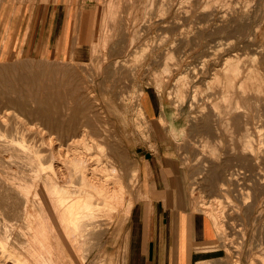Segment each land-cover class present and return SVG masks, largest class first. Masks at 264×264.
Returning a JSON list of instances; mask_svg holds the SVG:
<instances>
[{"label":"rangeland","instance_id":"1","mask_svg":"<svg viewBox=\"0 0 264 264\" xmlns=\"http://www.w3.org/2000/svg\"><path fill=\"white\" fill-rule=\"evenodd\" d=\"M151 1L64 0V2H71L73 7L84 9L82 18H79L78 21L80 30L75 43L76 54L64 60H46L36 56L23 55V46L13 36L15 29L20 25L23 26V14L27 17L36 16L40 7L49 3L51 5L55 0H7L9 12H15L13 16L16 14V19L14 18L13 22H7L6 25L11 29L8 35L0 34V93H3L0 94V97L5 95L9 97V100H5L6 96L0 100V145L3 146H0V253L3 255L0 254L2 256H0V264H23L24 259H26L25 262L29 260L26 262L27 264H34L41 258L40 264L43 262L51 264L53 260L54 262L57 261L55 263L58 264H131L134 260L137 264H143L145 247L143 243H146V230L142 229L140 232V243L135 248L132 247L133 249L130 246L132 236L130 225L133 219L134 222H137V214L135 216L132 214L134 206L139 205L140 211L143 213L145 209V215L142 213L139 215L140 224L144 223V220L147 221V207H145L141 193L142 197L138 195V169L141 160L159 157L165 159V164L167 163L168 167L165 168L164 172H157L155 176L162 183L161 189L174 194L175 197L173 196L172 201L178 208L182 205L191 212L198 213L210 220V211L208 210L216 206L215 201H220L221 206L223 205L224 211L218 213L219 220L217 217L216 225L218 226H214L217 227L216 229H222H219L221 233L217 231V234L216 230L212 228L215 235L213 241L197 248L198 253L193 256L189 264H264V259H262L264 258V0ZM5 2L6 0H0V8ZM146 2L148 3L146 4ZM246 8L248 9L246 10ZM242 9L247 11L245 18L238 15V10ZM221 12L226 13L222 20L218 15ZM79 14L77 13V16ZM256 32L258 33L256 34ZM251 37H254V43L252 42L253 44L246 48V53L248 55L251 53V56L247 55L245 59L250 63L249 57L254 58L255 55V60L260 58L262 62L260 69L263 78L262 90L256 92L254 87L248 90L244 96L237 94L240 105L246 111L242 115L241 112L235 113L233 109L228 107L229 103L226 104L222 100L220 89L211 80L214 70L219 69L223 59L227 55L231 56L235 53V49H238L244 41ZM230 40L237 44V48L234 49L231 45L226 46ZM139 56L140 58H138ZM25 75L37 78V83L43 85H47L48 80L54 79L55 83L62 85L61 93L58 92L60 99L56 101L51 96L45 101L44 96L38 90L36 96H29L25 90L20 89L23 82L21 78ZM59 76L60 78H58ZM66 77L72 78L75 83L77 82L79 89L74 90V93H71L69 79ZM57 79L59 80L57 81ZM11 84L15 93L13 90L11 92V89H7L12 87ZM65 86L67 91L64 92H67L65 93L68 95H65L67 98L64 97L63 93ZM6 89L9 91L6 92ZM8 92L10 95L18 94V96L24 95V97H20V99L22 98L21 101L15 95L13 98L10 97ZM21 92L23 93L21 94ZM123 97L126 98L123 99ZM28 99H32V101L30 102ZM2 100H5V103ZM11 101L18 103L21 101L22 107L21 104L20 106L12 104L10 106ZM62 102L63 104L60 105ZM50 103H53L52 106L54 105L55 110ZM47 106L49 109L46 108V113L45 107ZM37 107H41L45 113L32 112ZM21 109L25 111L22 112ZM226 109L230 110L227 111ZM48 110L52 112L49 113ZM152 110L153 112H151ZM205 115L208 116L210 124L208 133L201 132L197 128ZM236 116H239L237 128L235 125L233 126ZM39 119H58L63 124L68 123L71 119H76L80 125L77 124V135L84 132L83 139L86 138L84 139L86 144L84 149L89 155L86 153L87 159L90 158L88 165L91 163L90 167L93 168L94 166L96 171H94L93 176H88L92 182L96 178L100 182L104 177L106 178V174H103L102 168H100L103 167L106 156L109 154L118 156V159H114V161L111 159L115 164L113 165L117 169V173L108 178L111 179L110 181L113 180L116 185L119 184L117 187L114 186L117 189L123 185L121 190L124 192L121 191V195L125 196L122 197L123 202L121 199L122 206L110 209L111 211L117 210H115L116 213L114 210L112 211L113 218L111 214L108 215L111 212L110 206H105L106 203L104 204L101 200H99L100 202L95 200L98 195L96 196L93 188H85L82 187V184L79 185L81 180L77 175L78 173L76 174L72 170L73 167L70 162L64 161V163L59 162L57 164L54 161L56 154L52 153H56L54 152L55 147L61 143L66 132L46 128V125L44 127L43 122ZM86 122L89 128L85 129L83 125ZM244 123H247V126H244ZM247 136L249 137L247 138ZM245 138H250L252 153H254L251 156L239 151V146L242 145L243 140H246ZM12 144L13 147L8 146H12ZM51 144L52 146H50ZM48 146L50 147L48 148ZM19 148L22 150L20 151ZM50 149H54L53 152L52 150L50 152ZM213 151H215L214 154H211ZM65 163L68 164L67 166L70 164L68 171H66ZM69 168L74 176L72 172L69 173ZM239 171L243 172L241 176ZM233 173L239 174L236 190L230 184ZM67 174H72L73 177ZM243 174L247 176L242 178ZM75 176L78 179H75ZM152 178L154 181V176ZM115 181L120 182L116 183ZM77 185L89 192L91 191L93 194L90 198L91 207L95 210L97 206H100L96 209L97 212L92 211L93 208L86 207V204L82 202L85 210L91 209L92 211L91 213L87 210L85 212L84 208L81 207L83 206L81 202L77 201L78 204L74 200L76 193L77 195L80 194ZM110 185L111 183L108 187ZM65 187L69 193L74 190L73 193H70L71 196L74 194L73 197H70L69 193L67 194L66 190H63V188L66 189ZM152 187V189H156L153 184ZM65 194L68 195L67 198H64ZM240 194L242 198L238 200L241 197ZM238 196L239 198H237ZM64 199L71 200L69 202L64 201L66 206L61 209V200ZM197 199H202V202L200 200V203L199 201L196 202ZM93 201L99 204L97 203L95 206ZM206 201L211 202L208 207ZM71 205H73L74 210H71ZM67 206L71 207L70 211L75 212L70 218H67L63 212ZM78 206L81 209H78ZM98 209H100L99 212ZM76 212H80L82 215ZM204 212L209 213L207 215ZM84 213H88V217ZM109 216L111 219L108 218ZM74 217L78 218L79 221L78 219H76L77 221L73 219V221L71 218ZM79 222L81 223L79 224ZM89 222H95V227ZM96 226L98 228L103 226L102 232ZM42 228H44V236L47 237L49 244L44 251L50 250L51 260L48 257L49 254L46 257L43 255L42 246H39L38 241L35 242L36 240L33 239V235L39 237L37 234H40ZM89 228L92 234L90 231L88 232ZM95 228H97V233ZM92 229L95 230L92 231ZM77 232L79 234L84 233L78 236ZM99 232L103 235L101 236ZM94 233L99 234L100 237ZM54 236H56L55 240H53ZM70 237L71 239L73 237L72 240L75 241H71ZM73 242H77V245ZM35 246L37 247L34 248ZM29 249L33 253L32 257L30 256L31 253L28 252ZM37 250L38 252H36ZM59 250H62L63 254L60 255ZM28 254L31 258L39 256L36 257V261L34 258L32 261ZM59 255L60 257L57 258ZM46 258L51 263L46 261ZM59 259L65 260L62 262ZM54 262L53 264H55Z\"/></svg>","mask_w":264,"mask_h":264},{"label":"bare ground","instance_id":"2","mask_svg":"<svg viewBox=\"0 0 264 264\" xmlns=\"http://www.w3.org/2000/svg\"><path fill=\"white\" fill-rule=\"evenodd\" d=\"M109 1V0H108ZM119 1V0H118ZM147 1V0H146ZM153 1V0H152ZM151 1V2H152ZM181 1V0H180ZM183 1V0H182ZM212 2V1H211ZM247 2V1H246ZM249 2V1H248ZM111 3V2H110ZM148 2H146V4H147ZM186 3V2H185ZM214 3V2H213ZM236 3V2H235ZM240 3V2H239ZM118 4V3H117ZM181 4V3H180ZM222 4V3H221ZM242 4V3H241ZM227 5V4H226ZM239 5V4H238ZM112 6V5H111ZM148 6H149V4H148ZM150 6H152V5H150ZM180 6V5H179ZM216 6V5H215ZM221 6V5H220ZM114 7V6H113ZM178 7V6H177ZM117 8H119L118 6H117ZM148 8V7H147ZM168 8V7H167ZM235 8V7H234ZM237 8V7H236ZM243 8V7H242ZM150 9H152V8H150ZM169 9V8H168ZM243 9H245V8H243ZM238 10V15L241 17V18H245V16L247 15L246 14V12H245V10ZM248 8H246V10H247ZM108 10H110L109 8H108ZM166 10V9H165ZM204 10V9H203ZM142 11V10H141ZM150 11V10H149ZM152 11V10H151ZM185 11V10H184ZM222 11V10H221ZM224 11V10H223ZM230 11V10H229ZM108 12V11H107ZM149 13H151V12H149ZM163 13V12H162ZM182 13V12H181ZM187 13V12H186ZM220 13V12H219ZM230 13V12H229ZM114 14H116V13H114ZM114 14H112L113 16H114ZM145 14H147V13H145ZM159 15H160V13H158ZM188 14V13H187ZM225 14L226 13H224V12H221V14H218V15H220L219 16V18L222 20V18H224L225 17ZM186 15V14H185ZM122 16V15H121ZM147 16H148V14H147ZM116 17V16H115ZM146 17V16H145ZM151 17V16H150ZM105 18V17H104ZM117 18V17H116ZM149 18V17H148ZM103 19V18H102ZM107 20V19H106ZM221 20H219V21H221ZM135 21V20H134ZM170 21V20H169ZM106 22V21H105ZM180 22V21H179ZM103 23V22H102ZM103 26V25H102ZM226 26V25H225ZM156 30V29H155ZM253 30H255V29H253ZM258 32H256V34H257ZM105 34V33H104ZM193 34V33H192ZM136 35H138L137 33H136ZM122 36H123V34H122ZM121 37V36H120ZM246 38V37H245ZM111 39V38H110ZM160 40V39H159ZM253 40H254V37H251V38H248V40H246V41H244L243 42V44H242V46H240V47H238V49H235V48H237L236 47V43L234 42V41H231V44H229L230 43V41H229V43L228 44H226V46H228V45H231L234 49H235V53H233L231 56L230 55H227L226 56V58L225 59H223V61H222V63L220 64V67H219V69H216V70H214V73H213V76H212V80H211V82L213 83V84H215L219 89H220V93H221V98H222V100L223 101H225L226 102V104L227 103H229L228 105V107H230V109H233L234 111H235V113H242V115H244L245 113H246V111H245V108L242 106V105H240V101H239V99L237 98V94H239L240 96H244L245 94H247L248 93V90H251V89H253L254 87H255V91L256 92H260L261 90H262V88H261V82H262V75H261V65H262V62H261V60H260V58L259 59H254L255 58V55H254V58H252V57H249L250 59H249V61H250V63L247 61V59H245V57L248 55V53H246V48H248V47H250L254 42H253ZM122 41V40H121ZM132 41V40H131ZM135 41V40H134ZM147 41V40H146ZM164 41V40H163ZM133 42V41H132ZM150 42V41H149ZM152 42V41H151ZM162 42V41H161ZM222 42V41H221ZM253 42V43H252ZM104 43V42H103ZM106 43V42H105ZM146 43V42H145ZM218 43V42H217ZM97 45V44H96ZM103 45V44H102ZM158 45V44H157ZM153 46V45H152ZM254 46V45H253ZM150 47V46H149ZM130 48V47H129ZM142 48V47H141ZM154 48V47H153ZM252 49V48H251ZM219 50V49H218ZM253 50V49H252ZM141 51V50H140ZM239 51H240V53H239ZM248 51V50H247ZM254 51V50H253ZM146 52V51H145ZM219 52H220V50H219ZM249 52V51H248ZM138 53V52H137ZM140 53V52H139ZM250 53V52H249ZM143 54V53H142ZM141 54V55H142ZM254 54V53H253ZM256 54V53H255ZM244 55V56H243ZM258 55V54H257ZM137 56H138V54H137ZM248 56H251V53H250V55H248ZM142 57V56H141ZM225 57V56H224ZM257 57V56H256ZM135 58V57H134ZM138 58H140V56L138 57ZM144 58V57H143ZM213 58V57H212ZM252 58V59H251ZM263 58V57H262ZM126 60V59H125ZM139 60V59H138ZM155 60V59H154ZM137 61V60H136ZM165 61V60H164ZM123 62V61H122ZM123 64V63H122ZM108 65V64H107ZM135 65V64H134ZM203 65V64H202ZM133 66V65H132ZM165 67V66H164ZM204 68V67H203ZM165 69V68H164ZM163 69V70H164ZM162 70V71H163ZM196 70V69H195ZM48 72H51V71H48ZM164 72V71H163ZM170 73V72H169ZM42 74V73H41ZM54 74V73H53ZM47 75H48V73H47ZM50 75V74H49ZM69 75V74H68ZM161 75V74H160ZM160 75H159V77H160ZM71 76V75H70ZM167 76V75H166ZM187 76V75H186ZM72 77V76H71ZM110 77V76H109ZM133 77V76H132ZM158 77V78H159ZM200 77H202V76H200ZM54 78V77H53ZM58 78H60V76L58 77ZM66 78H68V77H66ZM197 78V77H196ZM69 79V78H68ZM180 79V78H179ZM186 79V78H185ZM184 79V80H185ZM198 79V78H197ZM21 80L23 81L22 83H21V85H22V87L20 88V89H22L23 91L25 90V92L26 93H28V95L29 96H34L35 94H37L38 93V91H39V93H41L43 96H44V98H45V101H47L51 96H53L52 97V99H55L56 101H57V99H60L59 97H60V94L59 93H61V90H60V88L62 87V85H60V84H58V83H55L54 82V79H50V80H48L49 81V83L47 84V85H43V84H40V83H37V78H35V77H32L31 75H25V76H22V78H21ZM59 79H57V81H58ZM2 81V80H1ZM179 81V80H178ZM206 81H208L207 79H206ZM263 81H264V79H263ZM67 82V81H66ZM94 82V81H93ZM185 82V81H184ZM210 82V81H209ZM158 83V82H157ZM186 83V82H185ZM258 83V84H257ZM79 84V83H78ZM187 84V83H186ZM205 84H206V82H205ZM15 85H17V84H15ZM69 85L71 86V88H70V90L72 91H69V92H71V93H74L75 91L74 90H78L79 88H78V85H77V82L75 83L74 81H73V79L72 78H70L69 79ZM111 85V84H110ZM256 85V86H255ZM10 86V85H9ZM11 86H12V84H11ZM10 86V87H11ZM69 86V87H70ZM80 86V85H79ZM186 86V85H185ZM16 87H18V86H16ZM13 88V86L11 87V88H7V89H11L10 91L12 92V90H13V93H15V91H14V89H12ZM24 88V89H23ZM158 88H160V87H158ZM196 88V87H195ZM6 89V92L7 91H9V90H7ZM120 89V88H119ZM184 89V88H183ZM208 89V88H207ZM17 90V89H16ZM38 90V91H37ZM53 90V92H51L50 93V91H52ZM123 90V89H122ZM209 90H210V88H209ZM212 90V89H211ZM18 91V90H17ZM21 91V90H20ZM37 91V92H36ZM56 91H57V93H56ZM64 91H67V88H66V86H65V90H64V87H63V93H64V97H66V96H68V95H66L65 93H67V92H64ZM90 91V90H89ZM59 92V93H58ZM69 92H68V94H69ZM211 92V91H210ZM13 93H11V94H13ZM18 93V92H17ZM23 92H21V94H22ZM102 93V92H101ZM183 93V92H182ZM0 94H3V93H0ZM20 94V93H19ZM135 94V93H134ZM8 95H10L9 94V92H8ZM13 95H15V94H13ZM13 95H10V97L12 96V98H13ZM39 95V94H38ZM66 95V96H65ZM201 95H202V93H201ZM1 96H3V95H1ZM6 96V95H5ZM5 96H3L4 98H5ZM15 96H17V97H19V100H21L20 99V97L22 96V95H19L18 96V94L17 95H15ZM14 96V97H15ZM29 96H26L27 98H30ZM36 96V95H35ZM69 96H70V94H69ZM90 96H92V95H90ZM178 96V95H177ZM3 97H0V100L3 98ZM7 97V96H6ZM22 97H24V95L22 96ZM26 97H25V99H26ZM39 97V96H38ZM38 97H37V100H38ZM56 97V98H55ZM63 97V96H62ZM63 97V98H64ZM108 97V96H107ZM32 98V97H31ZM67 98V97H66ZM103 98H105V97H103ZM111 98V97H110ZM120 98V97H119ZM124 98H126V97H123V99ZM9 100V97H7L5 100ZM17 99V98H16ZM25 99H23L24 101H26ZM33 99V98H32ZM32 99L31 100H29L28 99V101H32ZM35 99V98H34ZM129 99V98H128ZM5 100L3 101V103H5ZM36 100V99H35ZM35 100H33V101H35ZM63 100V99H62ZM22 101V100H21ZM20 101V102H21ZM23 101V102H24ZM1 102V101H0ZM18 103L17 101H11L10 102V106H12V105H19L20 106V104H21V107H22V104L23 103ZM39 102L40 103H42L40 100H39ZM50 102V101H49ZM52 102H55V101H52ZM96 102V101H95ZM179 102V101H178ZM6 103H8L7 101H6ZM25 103V102H24ZM35 103V102H34ZM33 103V104H34ZM38 103V102H37ZM48 103V102H47ZM56 103V102H55ZM67 103V102H66ZM131 103V102H130ZM12 104V105H11ZM51 104V107H53L54 108V105L52 106V104L53 103H50ZM63 104V102L60 104V105H62ZM224 104V103H223ZM7 106H8V104H6ZM26 105V104H25ZM35 105H39V104H35ZM34 105V106H35ZM40 105H42V104H40ZM47 105V104H46ZM133 105V104H132ZM247 105V104H246ZM45 106V105H44ZM178 106V105H177ZM49 106H47V107H45V112L47 113V111H46V108H48ZM50 107V108H51ZM109 107V106H108ZM111 107V106H110ZM191 107V106H190ZM189 107V108H190ZM218 107V106H217ZM35 108V107H34ZM20 109V108H19ZM49 109V108H48ZM57 109V108H56ZM205 109V108H204ZM230 109H228V110H230ZM51 110V109H50ZM54 110H55V108H54ZM54 110H53V112H54ZM227 110V109H226ZM227 110V111H228ZM21 111H22V109H21ZM25 110H23L22 112H24ZM28 111H31V110H28ZM49 111V110H48ZM221 111V110H220ZM225 111V110H224ZM6 112V111H5ZM27 112V111H26ZM32 112H34V113H45L44 112V110L43 109H41V107L39 108V107H37V109H35V110H32ZM31 112V113H32ZM50 112H52V111H49V113ZM231 112V111H230ZM28 113V112H27ZM69 113V112H68ZM140 113V112H139ZM5 114V113H4ZM54 114V113H53ZM257 114V113H256ZM33 115H35V114H33ZM249 115V114H248ZM247 115V116H248ZM14 116H16V115H14ZM36 116V115H35ZM38 116V115H37ZM138 116V115H137ZM246 116V117H247ZM123 117V116H122ZM238 117L239 116H236L235 118H234V123H233V126L235 125V127L237 126V123H238ZM254 117V116H253ZM21 118V117H20ZM49 118V117H48ZM233 120V119H232ZM39 121H41V122H43V126L45 127V125H46V128H49V129H52V130H55V131H60V132H66L65 133V136H63V138H62V141H61V143L58 145V146H56L55 147V151L54 152H56V153H52V154H56L55 155V157H54V161H56V163L57 164H59V162H63L64 163V161H68V163L70 162V164L72 165V167H73V171L79 176V178H80V182H79V185L80 184H82L83 186L82 187H85V188H87V187H90L92 190H94L95 192H96V196H97V199H95V200H97V201H99V200H101V201H103V203L105 204V206L107 205V206H110L109 207V210L110 209H112V208H118L122 203H121V199H122V197L123 196H125V195H121V191H123V190H121V188L123 187V185H122V187L120 188H116L117 186H119V184L118 185H116L114 182H113V180L112 181H110L111 179H109L110 178V176L111 175H115L116 173H117V169L115 168V164H114V159H118V156L117 155H115V154H109V156H106V160L104 161V164H103V167H100V168H102V171H103V174H106V178L104 177L103 179H102V181L100 182L99 180H96L95 179V181L94 182H92V180H89L88 178V176H93V174H94V166H93V168H91L90 167V165H91V163H90V165H88L89 164V159H87V157H86V151H85V149H84V146L86 145L85 143H84V139H86V138H84L83 139V135H84V132H82L81 134H79V135H77V121H76V119H71L68 123H66V124H63L62 122H60V120H58V119H54V120H51V119H39ZM195 121V120H194ZM23 122V121H22ZM228 123H229V121H228ZM79 125V124H78ZM91 125V124H90ZM89 125V126H90ZM80 126V125H79ZM229 126V125H228ZM231 126V125H230ZM244 126H247V123H244ZM31 128V127H30ZM29 128V129H30ZM33 128V127H32ZM83 128H89L88 127V123L86 122V123H84V125H83ZM201 132H204V133H208L209 131H210V124H209V122H208V116H203V119H202V123L201 124H199L198 125V127H197ZM237 128V127H236ZM246 129H247V127H245ZM13 129V128H12ZM151 129V128H150ZM197 129V130H198ZM35 130V129H34ZM28 131V130H27ZM83 131H84V129H83ZM261 131V130H260ZM3 132V131H2ZM2 132H1V134H2ZM26 132V131H25ZM31 132V131H30ZM32 132H33V130H32ZM46 132V131H45ZM246 132H247V130H246ZM28 133V132H27ZM245 133V132H244ZM14 134V133H13ZM246 134V133H245ZM8 135V134H7ZM247 135V134H246ZM52 136V135H51ZM50 136V137H51ZM77 136H80V138H77ZM250 136V135H249ZM249 136H247V138L249 137ZM3 137H5L4 135H3ZM222 137V136H221ZM245 137V136H244ZM251 137V136H250ZM10 138V137H9ZM54 138V137H53ZM247 138H245L246 140L244 141L243 140V143H242V145L241 146H239V151H240V153H242V154H245V155H249V156H251L252 154H254V153H252V148H251V145L252 144H250L251 142H250V138L249 139H247ZM2 139V138H1ZM6 139V138H5ZM48 139H49V137H48ZM252 139V138H251ZM17 141V140H16ZM86 141V140H85ZM97 141V140H96ZM219 141V140H218ZM252 142H253V140H251ZM10 142V141H9ZM8 142V143H9ZM14 142V141H13ZM19 142V141H18ZM107 142V141H106ZM206 142L208 143V141L206 140ZM2 143V142H1ZM8 143H5V144H8ZM42 143V142H41ZM59 143V142H58ZM58 143H56V144H58ZM202 143V142H201ZM219 143V142H218ZM10 144V143H9ZM21 144V143H20ZM203 144V143H202ZM206 144V143H205ZM212 144V143H211ZM254 144V143H253ZM1 147H3L2 145H0ZM7 146V145H6ZM8 146H10V147H13V144H12V146L11 145H8ZM50 146H52V144L50 145ZM50 146H48V148L50 147ZM213 146V145H212ZM19 147V146H18ZM17 147V148H18ZM86 147V146H85ZM183 147V146H182ZM261 147V146H260ZM8 148V147H7ZM34 148V147H33ZM105 148V147H104ZM103 148V149H104ZM262 148V147H261ZM27 149V148H26ZM89 148L87 147V150H88ZM231 149V148H230ZM258 149V148H257ZM263 149V148H262ZM8 150V149H7ZM17 150V149H16ZM19 150H20V148H19ZM18 150V151H19ZM21 150H22V148H21ZM20 150V151H21ZM51 150L52 149H50V152H51ZM54 150V149H53ZM53 150H52V152H53ZM101 150V149H100ZM210 150V149H209ZM213 150V149H212ZM260 150V149H259ZM17 151V152H18ZM92 151V150H91ZM111 151H113V150H111ZM211 151V150H210ZM258 151V150H257ZM100 152V151H99ZM105 152V151H104ZM214 152L215 151H213V153H211V154H214ZM9 153V152H8ZM11 153V152H10ZM122 153V152H121ZM260 153V152H259ZM22 154V153H21ZM20 154V155H21ZM51 154V155H52ZM2 155V154H1ZM11 155H13V154H11ZM18 155H19V152H18ZM37 155V154H36ZM87 155H88V153H87ZM28 156V155H27ZM39 156V155H38ZM54 156V155H53ZM89 156V155H88ZM117 156V157H116ZM120 156H121V154H120ZM211 156V155H210ZM213 156V155H212ZM258 156H260V155H258ZM264 156V155H263ZM36 157V156H35ZM214 157V156H213ZM262 157V156H261ZM100 158V157H99ZM211 158V157H210ZM256 158H257V156H256ZM17 159V158H16ZM42 159V158H41ZM49 159V158H48ZM113 161H112V160ZM121 159V158H120ZM200 159V158H199ZM213 159V158H212ZM261 159V158H260ZM9 160H11V159H9ZM32 160V159H31ZM101 160V159H100ZM215 160H216V158H215ZM258 161H259V159H257ZM16 161V160H15ZM25 161V160H24ZM46 161V160H45ZM213 161H214V159H213ZM256 161V160H255ZM9 162V161H8ZM33 162V161H32ZM31 162V163H32ZM92 162V161H91ZM96 162V161H95ZM98 162V161H97ZM111 164H110V163ZM48 163V162H47ZM93 163V162H92ZM258 163V162H257ZM7 164V163H6ZM28 164H30V163H28ZM33 164V163H32ZM36 164V163H35ZM66 164V163H65ZM64 164V165H65ZM70 164H69V166H70ZM95 164V163H94ZM98 164V163H97ZM101 164H102V161H101ZM114 164V165H113ZM38 165V164H37ZM62 165V164H61ZM68 164H66V166H67ZM93 165V164H92ZM96 165V164H95ZM20 166V165H19ZM23 166V165H22ZM40 166V165H39ZM69 166H67V170L66 171H68V167ZM88 166H89V168H88ZM97 166V165H96ZM99 166V165H98ZM260 166V165H259ZM1 167V166H0ZM33 167V166H32ZM5 168V167H4ZM4 168H3V170H4ZM39 168V167H38ZM66 168V167H65ZM71 168V167H70ZM70 168H69V173H71L72 171L70 170ZM2 169V168H1ZM10 169V168H9ZM24 169V168H23ZM98 169V168H97ZM96 169V170H97ZM33 170V169H32ZM37 170V169H36ZM204 170V169H203ZM23 171V170H22ZM98 171H99V169H98ZM201 171V170H200ZM51 172H53V171H51ZM60 172V171H59ZM96 172V171H95ZM260 172V171H259ZM41 173V172H40ZM44 173V172H43ZM67 173V172H66ZM73 173V172H72ZM98 173V172H97ZM96 173V174H97ZM239 173H240V176H241V174L243 173V172H241V171H239ZM36 174V173H35ZM101 174V173H100ZM246 174V173H245ZM245 174H243V176H242V178L244 177V176H247V175H245ZM257 174V173H256ZM260 174V173H259ZM262 174V173H261ZM5 175V174H4ZM37 175V174H36ZM55 175V174H54ZM68 175V174H67ZM70 175V174H69ZM68 175V176H69ZM98 175V174H97ZM18 176V175H17ZM41 176V175H40ZM70 176H72V174L70 175ZM73 176H74V173H73ZM72 176V177H73ZM117 176V175H116ZM232 179H230V180H232V182L230 183L233 187H234V189H235V187L238 185V181H239V174L238 173H233L232 175ZM259 176V175H258ZM19 177V176H18ZM55 177V176H54ZM77 176H75L74 178L75 179H78V178H76ZM102 177H103V175H102ZM109 177V178H108ZM260 177V176H259ZM258 177V178H259ZM15 178V177H14ZM69 178V177H68ZM113 178V177H112ZM261 178V177H260ZM23 179V178H22ZM30 179V178H29ZM28 179V180H29ZM36 179H38V178H36ZM47 179V178H46ZM65 179V178H64ZM72 179V178H71ZM100 179V178H99ZM114 179V178H113ZM120 179V178H119ZM18 180V179H17ZM35 180V179H34ZM41 180V179H40ZM43 180V179H42ZM59 180V179H58ZM94 180V179H93ZM115 180V179H114ZM195 180V179H194ZM256 180V179H255ZM1 181V180H0ZM129 181V180H128ZM193 181V180H192ZM243 181V180H242ZM241 181V182H242ZM252 181V180H251ZM20 182V181H19ZM22 182V181H21ZM45 182V181H44ZM54 182V181H53ZM116 183H119V182H117V181H115ZM238 182V183H237ZM43 183V182H42ZM49 183V182H48ZM73 183V182H72ZM111 183V185H110V187H108L109 186V184ZM191 183V182H190ZM121 184V183H120ZM223 184V183H222ZM24 185V184H23ZM29 185V184H28ZM47 185V184H46ZM45 185V186H46ZM58 185V184H57ZM72 185V184H71ZM192 185V184H191ZM251 185V184H250ZM18 186V185H17ZM26 186V185H25ZM48 186V185H47ZM46 186V187H47ZM66 186V185H65ZM74 186V185H73ZM73 186H72V188H73ZM76 186V185H75ZM93 186V187H92ZM114 186H116V187H114ZM121 186V185H120ZM197 186V185H196ZM252 186V185H251ZM40 187V186H39ZM50 187V186H49ZM58 187V186H57ZM69 188H70V186H68ZM79 186L77 185V188H78ZM81 187V186H80ZM78 188V190L80 191L79 193V195H77V191L75 192L76 193V198H78V199H74V198H72V199H74V200H76V202L77 201H79V202H81V204L83 205V203L82 202H84V204H86L85 206L86 207H88V208H93V207H91V205H92V203H91V197L93 196V194L91 193V191L89 192V191H87L85 188ZM191 187H193V186H191ZM220 187H222V186H220ZM10 188V187H9ZM23 188V187H22ZM40 188H42V187H40ZM51 188V187H50ZM50 188H48V189H50ZM62 188V187H61ZM66 188V187H65ZM68 188V189H69ZM189 188V187H188ZM196 188V187H195ZM194 188V189H195ZM231 188V187H230ZM74 190H76L75 188H73ZM73 189H71V190H73ZM89 189V188H88ZM207 189V188H206ZM5 190V189H4ZM26 190V189H25ZM47 190V189H46ZM52 190V189H51ZM50 190V191H51ZM56 190V189H55ZM63 190H66V192H67V194L69 193V190L67 191V188L66 189H64L63 188ZM62 190V191H63ZM74 190H73V192H74ZM90 190V189H89ZM192 190V189H191ZM190 190V191H191ZM197 190V189H196ZM236 190V189H235ZM238 190V189H237ZM194 191V190H193ZM220 191V190H219ZM225 191V190H224ZM227 191V190H226ZM240 191V190H239ZM245 191V190H244ZM27 192V191H26ZM43 192V191H42ZM64 192V191H63ZM65 192V193H66ZM72 191H70V193H71ZM72 192V193H73ZM94 192V193H95ZM124 192V191H123ZM223 192V191H222ZM238 192V191H237ZM236 192V193H237ZM48 193H50V192H48ZM59 193V192H58ZM68 194L70 197H73V195L71 196V194ZM128 193V192H127ZM194 193V192H193ZM235 193V194H236ZM241 193V192H240ZM61 194V193H60ZM123 194V193H122ZM191 194V193H190ZM199 194V193H198ZM220 194V193H219ZM222 194V193H221ZM225 194V193H224ZM223 194V195H224ZM241 194H243V193H241ZM240 194V195H241ZM45 195V194H44ZM68 195H66L65 194V196H64V198L67 196L68 197ZM193 195V194H192ZM222 195V196H223ZM228 195V194H227ZM226 195V196H227ZM238 195V194H237ZM18 196V195H17ZM63 196V195H62ZM78 196H80V197H78ZM95 195H94V197H96ZM234 196V195H233ZM44 197V196H43ZM66 197V198H67ZM69 197V198H70ZM201 197V196H200ZM228 197V196H227ZM1 198V197H0ZM23 198V197H22ZM60 198V197H59ZM62 198V197H61ZM68 198V199H69ZM80 198V199H79ZM194 198V197H193ZM203 198V197H202ZM223 198H224V196H223ZM226 198V197H225ZM237 198H239V196L237 197ZM241 198H242V195H241V197H240V199H238V200H241ZM46 199V198H45ZM44 199V200H45ZM51 199H53V198H51ZM227 199V198H226ZM245 199V198H244ZM59 200V199H58ZM58 200H57V202H58ZM67 199H64V200H61V204H60V208L61 209H63L65 206H66V203L64 202V201H66ZM71 200V199H70ZM69 200V201H70ZM73 200V201H74ZM93 200V199H92ZM200 200V199H199ZM198 199H197V201L196 202H198L199 201ZM202 200V199H201ZM200 200V201H201ZM219 200V199H218ZM221 200V199H220ZM251 200V199H250ZM18 201V200H17ZM23 201V200H22ZM63 201V202H62ZM68 200H67V202H69ZM124 200L122 199V202H123ZM129 201V200H128ZM200 201H199V203H200ZM212 201V200H211ZM243 201H245V200H243ZM76 202H74V203H76ZM94 202V201H93ZM96 202V201H95ZM94 202V203H95ZM100 202V201H99ZM202 202V201H201ZM207 202V207H208V205H209V203L211 204V202L210 201H206ZM205 202V203H206ZM229 202H231V201H229ZM8 203V202H7ZM20 203V202H19ZM65 203V204H64ZM78 203V202H77ZM98 203V202H97ZM97 203H95V206H97L96 204ZM102 203V204H103ZM64 204V205H63ZM70 204H72V202H70ZM79 204V203H78ZM99 204V203H98ZM103 204V205H104ZM185 204V203H184ZM39 205V204H38ZM57 205V204H56ZM55 205V206H56ZM69 205V204H68ZM101 205V204H100ZM199 205V204H198ZM204 205V204H203ZM215 207H214V205H213V207L214 208H212V209H210V210H208L209 208H206L208 211H210V223H211V227L213 228V229H215L216 230V232L217 231H219L220 232V230H222V229H216L214 226L216 225V223H217V217H218V220H219V216H218V213H220V212H222V211H224V209L222 208V206H221V202L220 201H215ZM230 205V204H229ZM228 205V206H229ZM248 205V204H247ZM17 206V205H16ZM73 205H71V207H72ZM90 206V207H89ZM93 206H94V204H93ZM122 206V205H121ZM201 206V205H200ZM199 206V207H200ZM212 206V205H211ZM70 206H67L64 210H63V212H64V214L66 215V217L67 218H70L73 214L72 213H75V212H72V211H70V208H71ZM81 207H83L84 208V210H85V207H84V205L83 206H81ZM81 207H79L78 206V209L80 208L81 209ZM100 208V206H97V208ZM248 207V206H247ZM20 208V207H19ZM57 208V207H56ZM75 208H76V204H75ZM96 208V209H97ZM101 208H102V206H101ZM107 208V207H106ZM205 208V207H204ZM73 209V207L71 208V210ZM77 209V208H76ZM94 210V208L92 209V211H96L97 212V210ZM104 209H105V207H104ZM202 210H203V208H201ZM200 209V210H201ZM3 210H4V208H3ZM15 210V209H14ZM74 210V209H73ZM84 210H82L83 212H84ZM89 213H91L92 211H91V209L89 210V209H86ZM85 210V212H87ZM99 210L100 209H98V212H99ZM114 210V209H113ZM112 210V211H113ZM116 210V209H115ZM115 210H114V212H115ZM201 210V211H202ZM231 210V209H230ZM60 211V210H59ZM75 211H80V210H75ZM81 211V212H82ZM111 211V210H110ZM112 211L110 212V213H108V215H110L111 214V216H112ZM117 211V210H116ZM197 211V210H196ZM8 212V211H7ZM109 212V211H108ZM229 212V211H228ZM16 213V212H15ZM45 213V212H44ZM76 213H80V212H76ZM94 213V212H93ZM106 213V212H105ZM116 213V212H115ZM119 213V212H118ZM201 213V212H200ZM205 213V212H204ZM207 213H209V212H207ZM207 213H205V214H207ZM50 214V213H49ZM61 214V213H60ZM77 214V215H78ZM81 215H82V213H80ZM85 214V216H87L88 215V213L86 214V213H84ZM99 214V213H98ZM104 214V213H103ZM229 214V213H228ZM45 215V214H44ZM59 215V214H58ZM76 214H74V216H75ZM105 215V214H104ZM208 215V214H207ZM237 215V214H236ZM12 216V215H11ZM18 216V215H17ZM46 216H47V214H46ZM90 216V215H89ZM23 217V216H22ZM61 218L63 217L62 215L60 216ZM75 217H77V216H75ZM71 218L72 220L73 219H75V221H77L76 219H78L79 218V215H78V218ZM88 217V216H87ZM3 218V217H2ZM20 218V217H19ZM65 218V217H64ZM84 218V217H83ZM96 218V217H95ZM104 218V217H103ZM108 218H110L111 219V217L109 216ZM112 218H113V216H112ZM128 218V217H127ZM43 219V218H42ZM85 219H87L86 217H85ZM89 219V218H88ZM90 219H91V216H90ZM93 219V218H92ZM109 219V220H110ZM209 219V218H208ZM47 220V219H46ZM62 220V219H61ZM65 220V219H64ZM82 219L80 218V221H81ZM223 220V219H222ZM236 220V219H235ZM63 221V220H62ZM68 221V220H67ZM74 221V220H73ZM72 221V222H73ZM78 221H79V219H78ZM89 221V220H88ZM87 221V222H88ZM100 221H101V219H100ZM10 222V221H9ZM68 222H70V221H68ZM87 222H85V223H87ZM91 222H92V220H91ZM91 222H89V224L90 225H92V224H94V223H91ZM109 222V221H108ZM16 223H18V222H16ZM24 223V222H23ZM81 222H79V224H80ZM84 223V224H85ZM97 223V222H96ZM98 223H99V221H98ZM107 223V222H106ZM58 224H59V222H58ZM68 224V223H67ZM83 224V225H84ZM109 224V223H108ZM221 224V223H220ZM219 224V225H220ZM45 225V224H44ZM43 225V226H44ZM71 225H72V223H71ZM86 225V224H85ZM90 225H87V226H90ZM96 225H98V224H96ZM101 225V224H100ZM8 226V225H7ZM45 226H47V224L45 225ZM65 226V225H64ZM73 226V225H72ZM216 226H218V225H216ZM10 227V226H9ZM49 227V226H48ZM53 227V226H52ZM78 227V226H77ZM93 227H95V224H94V226ZM93 227H91V228H93ZM97 227V226H96ZM102 227L103 226H101V228H100V230H101V232H102ZM108 227V226H107ZM240 227V226H239ZM24 228V227H23ZM86 228V227H85ZM98 228V227H97ZM97 228H95L96 229V233L98 232L97 231ZM99 228H98V230H99ZM231 228H232V226H231ZM244 228V227H243ZM14 229V228H13ZM68 229H70V228H68ZM67 229V230H68ZM78 229H79V227H78ZM95 229H92V231L93 230H95ZM1 230V229H0ZM74 230V229H73ZM75 230H76V228H75ZM231 230V229H230ZM237 230V229H236ZM60 231V230H59ZM66 231V230H65ZM64 231V232H65ZM77 231H79V230H77ZM86 230L84 229V232H85ZM90 231V233H91V230H90V228H89V230H88V232ZM232 231V230H231ZM28 232V231H27ZM70 232V231H69ZM74 232V231H73ZM76 232V231H75ZM74 232V233H75ZM84 232H81V233H84ZM44 233H45V231H44V228H42L41 230H40V234H37V235H39V237L38 236H35V235H33V239L34 240H36L35 242H37L38 243V245L39 246H42V251L44 252V254L43 255H45V257L47 256V254H49L48 255V257H49V259L50 258H52L51 257V253H50V250L48 251H44V249H46V247H47V245H49L48 244V240H47V237L46 236H44ZM53 233V232H52ZM72 233V232H71ZM80 233V234H81ZM86 233V232H85ZM100 233V232H99ZM221 233V232H220ZM220 233H219V235H220ZM223 233V232H222ZM225 233V232H224ZM230 233V232H229ZM34 234V233H33ZM59 234H61V233H59ZM64 234V233H63ZM79 233L77 232V235H78ZM80 234L78 235V236H80ZM89 234V233H88ZM92 234V233H91ZM95 234V233H94ZM101 234V233H100ZM217 234H218V232H217ZM54 235V234H53ZM66 235V234H65ZM69 235V234H68ZM76 235V234H75ZM76 235V236H77ZM82 235V234H81ZM85 235V234H84ZM86 235H87V233H86ZM95 235H98L99 237H100V235L99 234H95ZM103 235V233L101 234V236ZM218 235V236H219ZM231 235V234H230ZM5 236V235H4ZM60 236V235H59ZM71 236V235H70ZM73 236V235H72ZM77 236V237H78ZM116 236H117V234H116ZM223 236V235H222ZM7 237H10V236H7ZM21 237V236H20ZM38 237V238H37ZM40 237H42L41 239H40ZM52 237V236H51ZM55 237L56 236H54L53 238V240H55ZM61 237H62V235H61ZM68 237V236H67ZM73 237H75V236H73ZM73 237H72V239H73ZM82 237H84V236H82ZM230 237H232V236H230ZM69 238V237H68ZM76 238V237H75ZM81 238V237H80ZM8 239V238H7ZM70 239H71V237H70ZM71 239V241H75V240H72ZM102 239V238H101ZM228 239V238H227ZM245 239V238H244ZM5 240H6V237H5ZM120 240V239H119ZM241 240V239H240ZM69 241V240H68ZM77 241V240H76ZM235 241V240H234ZM237 241V240H236ZM238 241H239V239H238ZM58 242H59V240H58ZM78 242V241H77ZM77 242H73V243H77ZM222 242V241H221ZM224 242V241H223ZM229 242V241H228ZM4 243V242H3ZM5 243H7V242H5ZM51 243V242H50ZM68 243V242H67ZM96 243V242H95ZM234 243V242H233ZM24 244V243H23ZM34 244V243H33ZM74 244V246H76ZM229 244V243H228ZM4 245H6V244H4ZM21 245V244H20ZM57 245H58V243H57ZM56 245V246H57ZM70 245V244H69ZM219 245H220V243H219ZM223 245V244H222ZM261 245V244H260ZM8 246V245H7ZM34 246V245H33ZM53 246V245H52ZM2 247V246H1ZM13 247V246H12ZM37 246H35L34 248H36ZM61 248V246H58V248ZM235 247V246H234ZM237 247V246H236ZM57 248V249H58ZM71 248V247H70ZM76 248V247H75ZM257 248V247H256ZM1 249V248H0ZM4 249V248H3ZM6 249V248H5ZM26 249V248H25ZM40 249V250H41ZM54 249V248H53ZM52 249V251H54ZM72 249V248H71ZM30 250V249H29ZM35 250V249H34ZM78 250V249H77ZM228 250V249H227ZM2 251V250H1ZM5 251V250H4ZM28 251V250H27ZM33 251V250H32ZM57 251V250H56ZM60 251V255H61V253L63 254V251L62 250H59ZM72 251V250H71ZM262 251V250H261ZM29 252V254L31 253V250L30 251H28ZM34 252V251H33ZM36 252H38V250L36 251ZM35 252V253H36ZM45 252H46V254H45ZM55 252V251H54ZM230 252V251H229ZM57 253V252H56ZM68 253H70V252H68ZM74 253V252H73ZM1 254V253H0ZM4 254V253H3ZM7 254V253H6ZM29 254H28V257H32V255H33V253H31L30 254V256H29ZM2 255V254H1ZM0 255V256H1ZM10 255V254H9ZM53 255V254H52ZM56 255V254H55ZM60 255L57 257V258H59L60 257ZM227 255V254H226ZM3 256V255H2ZM1 256V257H2ZM35 256V255H34ZM37 256H39V255H37ZM36 256V257H37ZM63 256V255H62ZM62 256H61V258H62ZM255 256V255H254ZM263 256V255H262ZM30 257V258H31ZM36 257H33L34 258V261H36L35 259H37ZM41 257V256H40ZM4 258V257H3ZM2 258V259H3ZM21 258V257H20ZM33 258H31V260L33 259ZM39 258V257H38ZM56 258V257H55ZM71 258V257H70ZM85 258V257H84ZM252 258V257H251ZM254 258V257H253ZM8 259V258H7ZM23 259H24V257H23ZM40 259V258H39ZM42 259V258H41ZM41 259L38 261H36V262H40L41 261ZM44 259V258H43ZM47 259V258H46ZM53 259H54V257H53ZM262 259H264V258H262ZM6 260V259H5ZM5 260H4V262H5ZM24 260H26V259H24ZM23 260V262L24 263H26V262H28V261H24ZM51 260V259H50ZM57 260V259H56ZM60 260V259H59ZM58 260V261H59ZM65 260V259H64ZM63 260V261H64ZM259 260V259H258ZM33 261V260H32ZM44 261V260H43ZM46 261H49L48 259L46 260ZM45 261V262H46ZM60 261H62V260H60ZM59 261V263H61ZM62 261V262H63ZM72 261V260H71ZM83 261V260H82ZM3 262V261H2ZM22 262V263H23ZM36 262H34V264L36 263ZM50 262V261H49ZM53 262H54V260L52 261V263L51 264H53ZM55 262H57V261H55ZM54 262V263H55ZM216 262V261H215ZM235 262V261H234ZM263 262V261H262ZM0 263H1V259H0ZM23 263V264H24ZM37 263V264H38ZM42 263V262H41ZM44 263V262H43ZM42 263V264H43ZM76 263V262H75ZM84 263V262H83ZM210 263V262H209ZM254 263V262H253ZM2 264H5V263H2ZM12 264H14V263H12ZM27 264V263H26ZM40 264V263H39ZM44 264H47V263H44ZM55 264H58V263H55ZM65 264V263H64ZM68 264V263H67ZM74 264V263H73ZM205 264V263H204Z\"/></svg>","mask_w":264,"mask_h":264},{"label":"crops","instance_id":"3","mask_svg":"<svg viewBox=\"0 0 264 264\" xmlns=\"http://www.w3.org/2000/svg\"><path fill=\"white\" fill-rule=\"evenodd\" d=\"M74 7L71 2L55 0L51 5L49 3L40 7L36 16L27 17L23 14V26L17 27L13 36L23 46V55L64 60L76 54L75 43L80 30L78 21L82 18L84 9ZM14 13L9 12L6 0L0 8V34L8 35L11 32L6 24L16 19ZM77 13H80L79 16ZM166 167L168 165L165 164V159L159 157L141 160L138 169V195L143 196L142 200L147 207V221L143 217L144 223L140 224L139 215H145V209L143 208V213L139 205L134 206L132 214H137V222L133 219L130 225V246L135 248L140 243V232L142 229L146 230L143 264H189L198 253L196 249L213 241L215 236L212 225L205 216L193 213L182 205L178 208L172 201L174 194L161 189L162 183L155 174L164 172ZM152 184L156 186L155 190L152 189ZM131 264H137L136 260Z\"/></svg>","mask_w":264,"mask_h":264}]
</instances>
